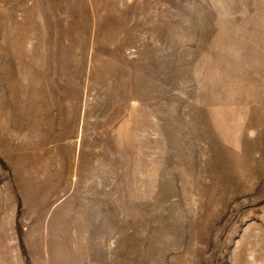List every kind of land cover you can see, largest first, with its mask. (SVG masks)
<instances>
[{"label":"rangeland","instance_id":"obj_1","mask_svg":"<svg viewBox=\"0 0 264 264\" xmlns=\"http://www.w3.org/2000/svg\"><path fill=\"white\" fill-rule=\"evenodd\" d=\"M0 264H264V0H0Z\"/></svg>","mask_w":264,"mask_h":264}]
</instances>
